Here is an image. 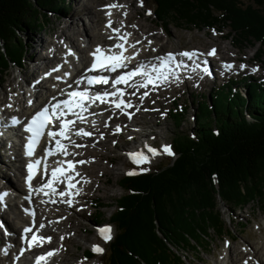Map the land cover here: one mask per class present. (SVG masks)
Segmentation results:
<instances>
[{"label": "trees", "instance_id": "obj_1", "mask_svg": "<svg viewBox=\"0 0 264 264\" xmlns=\"http://www.w3.org/2000/svg\"><path fill=\"white\" fill-rule=\"evenodd\" d=\"M65 1L0 0V73L22 65L23 37L44 29L46 12L62 15ZM149 1L165 27L177 21L198 30L219 27L229 29L226 39L235 45L259 44L256 60L264 66V0ZM244 81L245 95L232 81L197 104L194 130L174 136L167 164L119 180L125 194L109 219L116 234L103 264H188L187 251L206 252L210 233H225L217 198L230 212L254 203L264 209V82ZM186 111L170 110L176 129ZM95 219L101 223L104 214Z\"/></svg>", "mask_w": 264, "mask_h": 264}, {"label": "rangeland", "instance_id": "obj_2", "mask_svg": "<svg viewBox=\"0 0 264 264\" xmlns=\"http://www.w3.org/2000/svg\"><path fill=\"white\" fill-rule=\"evenodd\" d=\"M90 2V0H66L64 3V6L66 9L64 10L62 15H57L56 13H48L46 12L47 18L46 22L44 23V29L42 31H35V30H28L27 35L24 36V41L27 50L24 54V62L19 67L21 68V75L22 73H26L30 75L29 78L32 80V77L34 78L37 74L35 73V69L32 67L33 64H31L30 59L33 57V63H36V58H41V55H46L44 53L46 50L41 51L40 49H37V46L35 42L37 39H42V46L44 48L50 47L54 48L56 51L61 50V46L58 42L54 41V37H58L61 35L67 42L65 36L63 34H71L72 38L76 41V43L79 46V41L85 38L87 41H85L88 44L89 37H87L84 33V29H90V17L91 15H88L86 13L77 15V12L79 8H82V2ZM95 3L93 6H96L97 11L101 12L102 15L100 18L99 26L97 27V33L96 34H103L104 31H101L103 27H106L107 25V18L108 15L104 13L103 9L105 4L107 3H114L119 4L124 7L125 1L123 3L122 0H94ZM240 2L244 4H251L253 0H239ZM79 5V6H78ZM81 6V7H80ZM123 7L119 8L120 10L123 9ZM136 7V8H135ZM137 10L140 12L141 17L135 18L129 22H123L125 18L124 14H114V16L111 17V21H114V23L117 24L113 28H119L124 29V31H131V34L135 33L133 35V39L135 40L134 43L139 41L141 43L142 41L139 40V38L145 37L144 32H147L148 37L146 36L143 38L144 43L139 46L140 48H135V50L140 54L142 51L143 56H147L146 59H154V53L156 50L158 51H167L170 50L172 53L178 52L181 49H189V50H200L203 48H209L215 46V48L219 47V53L221 54L220 48L222 47H229L230 52L224 56V60L232 62H238L242 61L243 65L247 64V60L250 58V63L244 68L236 67L237 69L234 71L240 72L237 77L239 79L238 81V90L242 95H245V90L242 88V86L245 84V80H249L251 77L255 81L264 82V66L262 59L256 60V56L258 54V47L259 44L255 45H249L248 43H243L239 45H235L234 41L231 38L225 39L226 33L229 31L219 30V27H213V28H203L202 30H198L193 27H187L184 22H179L178 24L175 23L173 25L167 24L165 27L163 24H158L156 22V18L154 15L155 7L153 3L149 0H143V6H141V0H135V6L134 9H131L129 12H134ZM151 12V15H148L146 13ZM75 14V16H74ZM79 14V12H78ZM77 15V16H76ZM123 20V21H122ZM44 22V20H43ZM123 22V23H122ZM65 23V25H64ZM120 23V26H118ZM127 23L129 25H127ZM143 26V32L137 30V25ZM84 25V26H83ZM123 25V26H122ZM127 25V27H126ZM95 26V24H94ZM135 26V27H133ZM103 30V29H102ZM135 30V31H134ZM137 30V31H136ZM154 30L157 31L159 37H161L160 41L156 42L155 40H152L150 37V31ZM215 31V34L213 32ZM81 35H80V34ZM109 34V32L105 33ZM116 34L113 31L110 33ZM105 38L109 39V36L105 35ZM149 38V39H148ZM51 41V43H49ZM57 41V40H56ZM96 39L94 41V45L96 44ZM233 43V44H231ZM41 47V46H39ZM162 47V48H161ZM140 49V50H138ZM81 50V49H80ZM84 52V51H82ZM234 57V58H233ZM145 57H143L144 59ZM222 58V57H220ZM45 61V57L42 58ZM217 60V59H216ZM263 66V67H262ZM35 68L38 70V66L35 65ZM257 69L256 71H253V69ZM179 73V71H178ZM237 74V73H236ZM180 75V73H179ZM234 75V74H233ZM185 76V75H184ZM179 77L174 76V82L178 84V88H176L177 92H170L162 89L157 90L160 92L161 96L158 97L156 95L150 96L149 98L144 99L146 97L147 93L142 94V98L140 96H137V94H133L131 96H135V100L137 103H139L140 107L135 110L136 116L135 121L140 123L141 120H144L147 122V126L145 128L141 127L139 124H135L134 120L127 121L129 116L125 118L121 115L122 112H118L114 114L115 121L118 120L117 118L124 117V121L126 119V123H120L119 131H117V128L113 125L107 123V121L102 118L99 123H93L92 127L98 129L100 126L102 130H105L103 128H110V135H116L115 138H110V136H107L106 134H103L102 132L96 133V137H93L91 139H84L85 142H82L80 145H71L68 144L67 146L69 148H72L74 150H77V155L80 153H83L84 150H96L97 152H100L102 154H107V159L102 160L100 164L104 166L109 167V173L106 175L102 181L98 184L99 187L102 189L101 192H93L91 193L89 186H92L94 184V180L87 177L86 169L79 170L80 174V182H79V194L77 196L76 200H72V205L69 206L66 203V206L68 205V209L66 208H51L49 209V205H46L45 203L48 202V200H41L40 206L44 207L45 205L47 208H43L41 210V220H46L51 224V233H54L57 235L56 241H57V261L55 264H78L81 263V260L83 258V253L89 249L93 251L94 244L100 246L104 249L103 253H100L99 255H94V259H92L88 264H103L104 257L106 255V252L108 250V245L110 242H105L102 238H96L95 234L91 235V232H89V229H93L92 225L100 226L102 224H109L110 218L112 214L115 212L116 209V200L119 199L122 195L125 194L124 189L121 188V185L118 183L119 180H122V169L123 167L126 168V172L128 173L130 170H135L138 173L141 171V169H154L158 167L159 165L167 164L171 158L172 155H167L162 152V146L168 145L171 147V141L174 138V136L178 133L183 135H190V132H193L195 127V120L194 115L197 113V104L199 102L204 101L205 97H207L212 89L218 88L220 85H222V82L224 80L226 81V77L218 80V81H208V83L204 82L202 79L197 82V84H192L189 78L185 79V77ZM236 77H232V80L237 79ZM167 80H170L167 79ZM184 82L183 84V81ZM27 82V81H26ZM19 82L18 76H17V69L11 65L5 72L0 73V104L2 103V100H10L11 98H16L18 100L23 97V92L17 95H9L7 92V87H11V89H16ZM14 85V86H13ZM21 91V90H20ZM30 91H33V89L26 90V93H30ZM25 93V92H24ZM6 97V98H5ZM172 102L175 103V105L179 106V109L187 108L184 122L180 125L178 129L174 127L172 120L169 118L168 113L170 110L173 109V106H171ZM142 105V106H141ZM142 107V108H141ZM171 107V108H170ZM108 118L111 116L108 115ZM133 122V123H132ZM134 126V127H133ZM127 127H133L132 131H137L138 134L131 135V132H128L125 130ZM123 130V131H122ZM120 134V135H119ZM146 134H149V137H144ZM138 139V143L135 146L136 142L134 141ZM96 142L103 141L107 143L108 148L110 149V152L103 151L102 148L98 147L96 144H93V141ZM92 141V142H91ZM95 143V142H94ZM150 144V145H149ZM149 147L152 146L153 148L157 149V151L160 152L159 155H145L148 158L149 162L143 163L138 165L137 167H133V169H128L126 166H124V158L122 157V151L126 149H130L132 146H135L134 148H141L143 146ZM78 146V147H77ZM80 146V147H79ZM82 147V148H81ZM81 148V149H79ZM86 148V149H85ZM134 148L132 150H134ZM84 149V150H83ZM149 149V148H148ZM79 151H81L79 153ZM136 151V150H135ZM9 156V155H8ZM165 156H167L166 159H162ZM113 157H116L112 159ZM127 158V156H126ZM86 161L83 164L77 163V165L82 166L86 164L87 162H97L96 160L82 159ZM127 160H129L127 158ZM79 161V160H78ZM81 161V160H80ZM174 161V160H173ZM6 163V162H5ZM8 165V163H7ZM15 165V164H14ZM152 165V166H151ZM13 165L12 167H4L2 164H0V186L2 189L4 186H2V183L4 185L6 184H14L18 185V180L13 177ZM145 171V172H148ZM11 171H13L11 173ZM85 171V172H84ZM142 172V171H141ZM150 173V172H149ZM3 180V182H2ZM10 181V183H9ZM87 181V182H85ZM13 186V185H11ZM86 187V188H85ZM1 189V190H2ZM0 190V191H1ZM2 192V191H1ZM93 194L96 197L95 203H98V205H93L92 201L89 199H84L86 195ZM50 199V198H49ZM217 209L220 212L221 220L225 227V233L222 237H218L216 234L211 232V236L209 239V244L207 246L206 252L199 251L200 254H195L193 252L187 251V262L188 264H231L229 262V259L226 260V254L225 251L230 250L232 248L234 250V254H238L239 252L243 251L244 253L248 252V245H255L256 247L260 248L264 247V209H260V204L254 203L249 204L245 206L242 209H235L233 211H229L227 207L224 206L222 201H220L219 198H217ZM53 201H55V198H52ZM57 201L51 202L50 206L53 204H56ZM256 202V201H255ZM82 204V206H80ZM84 205V206H83ZM105 206V207H104ZM71 207V208H70ZM55 208V209H54ZM61 209V210H60ZM73 209V210H72ZM85 209V210H84ZM60 210V211H59ZM84 212V217H81V212ZM53 211V212H52ZM62 211V212H61ZM96 212H101L104 214V220L98 223L97 220H94L93 214ZM65 213V214H64ZM59 217L57 218V216ZM60 215H65L64 217H60ZM86 215V216H85ZM10 218L11 215L9 213L6 214V220L7 218ZM68 216V217H67ZM56 217V218H54ZM75 218V222L82 223V227H71V225H67L66 219L67 218ZM61 219V220H58ZM9 225L12 227V229H15V224L13 222H10ZM243 225V226H242ZM108 226L111 227L112 232L111 236L112 239L116 234L115 226L109 224ZM44 229V227H43ZM60 238H62L60 240ZM68 239L69 242H65L64 240ZM112 239L110 240L112 242ZM65 245V246H64ZM67 249L66 253L64 250ZM261 252V251H260ZM264 253V252H263ZM262 253V254H263ZM67 254V260L66 263L62 261L63 256ZM252 257L254 258L253 254L247 255L245 259L237 258L236 262L237 264H243L245 260H248ZM244 260V261H243Z\"/></svg>", "mask_w": 264, "mask_h": 264}, {"label": "bare ground", "instance_id": "obj_3", "mask_svg": "<svg viewBox=\"0 0 264 264\" xmlns=\"http://www.w3.org/2000/svg\"><path fill=\"white\" fill-rule=\"evenodd\" d=\"M123 1V3H124V1H125V4H124V7H123V9L122 10H120L119 8H112V9H109V8H107L106 6H108V5H111V4H114V3H107V4H105L106 6H104V9H103V11H104V13H105V15L109 12V11H111V16L109 17V18H107V24H108V22H109V19H111V17L112 16H114V14H117V13H120V14H124V17L123 18H125L124 19V21L123 22H125V24H126V22H129V21H131V20H133V19H135V18H140L141 17V14H140V12H138L137 10H135L133 13L132 12H129L131 9H134V6H135V0H122ZM95 3V1L94 0H90V2H82V8L80 9L79 8V10H78V12H79V14H78V12H77V15H80V14H83V13H86V14H88V15H91V17H90V29H89V31H88V29H84V33H85V35L87 36V37H89V41H88V44H87V51L86 52H82V50H80V47H78V44L76 43V41L72 38V36H70L71 34H63L64 36H65V38H66V40H67V43H69L70 45H72L73 47H74V49L76 48L77 50H78V55L80 56V61H81V63L82 64H85V63H87V61H88V57L89 56H92V55H90V52L92 51V49H96V45H94V41H95V39H96V44H104V45H106L107 43L106 42H109L110 40H112V39H107V38H105V35L107 36H110L111 34V32H112V29L111 28H108V27H103L102 29H101V31H104L105 33H107V32H109V34H105L104 35V32H103V34H101V33H99V34H96L97 33V27L99 26V22H100V18H101V16L100 15H102V13L101 12H99V11H97V10H95L96 9V6H93V4ZM79 6V5H78ZM81 7V6H80ZM136 8V7H135ZM125 13H126V15H125ZM76 15V16H77ZM118 15V14H117ZM74 16H75V14H74ZM113 23H112V27H114L115 25L117 26V24L116 23H114V21H112ZM122 22V23H123ZM94 24H95V26H94ZM127 25H129L128 23H127ZM127 25H126V27H127ZM84 26V25H83ZM118 26H120V23H119V25ZM123 26V25H122ZM143 26L142 25H137V30L138 31H142L143 32ZM121 30V33H131V31H129V30H127V31H124V29H120ZM136 30V31H137ZM135 31V30H134ZM150 31V30H149ZM158 32L157 31H154V30H152V31H150V37L149 38H151L152 40H155L156 42L158 41H160V39H161V37H159V35L157 34ZM80 34V33H79ZM135 33H133V34H131V36L128 38V42H129V44H135V47L134 48H140L139 46H141V44H143L144 43V41H143V38H145L146 36L148 37V35L149 34H147V32H144V35H145V37H143V38H139V40H141L142 42L141 43H134V37H133V35H134ZM81 35V34H80ZM112 36L113 37H115L116 36V34H112ZM86 38V37H85ZM148 38V39H149ZM225 38V37H224ZM113 40H115V39H113ZM80 42V41H79ZM117 41L115 40L114 41V44L116 43ZM42 39H37V41L35 42V44L36 45H38L37 46V49H40L41 51H44V50H46L47 48H44V46H42ZM231 44H233V43H231ZM39 46H41V47H39ZM126 47L128 48V50H127V52L125 53V55L127 56V54L130 52V49H132L133 47H128L127 45H126ZM213 47H215V46H213ZM162 48V47H161ZM104 49H107V48H104ZM204 49H207V48H203V49H200V50H195V51H201V50H204ZM118 50V49H117ZM138 50H140V49H138ZM216 50L217 51H219V47L218 48H216ZM220 50H221V54L222 55H220V53H219V57H222V58H220V59H222V61H224V56L226 55V54H228L229 52H230V49H229V47H221L220 48ZM58 51V50H57ZM119 51V50H118ZM134 51H136V50H134ZM156 51H158V50H156ZM169 52H171V51H169ZM176 52V51H175ZM139 54V53H138ZM143 53H142V51H141V53L138 55L140 58H141V62L143 63V64H153V65H155V64H157V62H156V60L155 59H146V57L147 56H143L142 55ZM46 55H41V58H36L35 60H36V62H37V60L38 59H42V58H44ZM143 57H145L144 59H143ZM166 57V56H165ZM46 59H45V61H44V65H50V64H52V62H53V57L52 58H50V57H45ZM188 58V57H187ZM234 58V57H233ZM33 57H31V59H30V62H31V64H33L32 65V67L35 69V73L36 72H38L37 71V69L35 68V63H33L32 61H33ZM44 60V59H43ZM206 61V63H205V67L204 68H202L201 69V65H199V64H197V66L200 68H198V70H197V66H196V68H190V70L188 71V73L187 72H185V79H187V78H189V77H191V79L189 78L188 80H190V82L192 83V84H197V82L199 81V80H203L204 82H206V79L204 78V76H203V74L201 73V71L200 70H202V71H204V74L206 75V77L207 78H209V79H211L214 75H216V73H217V71H218V69H220V68H222V64L220 63H218V61L216 60V58L214 57V56H208V58L205 60ZM233 60H230V61H227L228 63H230L231 65H232V62ZM248 63H250V58L247 60V64H245L246 66L248 65ZM38 66V65H37ZM40 68L41 67H39L38 66V70L40 71ZM136 67H134V68H132V69H135ZM237 68L236 67H234V70H236ZM245 69V68H244ZM157 72V71H156ZM174 75H176V76H178L176 73H173L171 76H172V78H170V80H162L161 81V83H159V84H157L154 88L155 89H159V90H162V89H165V90H167V91H171V90H173V91H171V92H177V90H176V88H178L179 86H178V84L177 83H175L174 82ZM22 76H23V81L24 82H28V80H30L29 78L31 77L30 75H28V74H26V73H22ZM155 76H156V74H155ZM186 76H189V77H186ZM180 77V76H179ZM181 77H183V76H181ZM32 79H33V77H32ZM214 79V78H213ZM184 82H186V80L185 81H183V84H184ZM40 84H42V82H40ZM186 84H187V82H186ZM188 85V84H187ZM13 89V88H12ZM45 89H47L45 86H38L37 87V90H36V92L33 90V91H30V93H27V95H28V97H32V96H34L35 95V99H37V97L38 96H41V93H42V91L43 90H45ZM169 89H171V90H169ZM133 94H135L134 92H132V94L131 95H133ZM25 95H26V92L24 93L23 92V97H21V99L20 100H18V99H16V98H11L10 100L11 101H14L15 103H18L19 104V109H20V112H21V116L20 117H22L24 114H23V109H25V107L24 106H20V102L23 100V98L25 97ZM129 96V98H128V100H134L135 101V103H136V105H138V107H140V105H139V103H137V101L135 100V96L133 97V96ZM6 98V97H5ZM145 99H147L146 97H144V99L143 100H145ZM8 100H2L1 102L2 103H4V102H7ZM128 104H131L130 102L128 103ZM142 106V105H141ZM138 107H136V106H134V105H131V107L129 108V110H122V112H127V114H128V116H129V118L127 119V121H130L132 118V120H134L135 121V116H136V112H135V110L136 109H138ZM118 112H121V110L120 111H118V110H115V112L114 113H112L111 111H107L106 113H105V115L104 116H100V115H95L94 116V121L92 122H85V123H83V124H77V126L72 130L73 131V136H72V139H71V141L70 142H68L67 143V145L68 144H73V145H76V144H81L82 142H85L84 141V139H91V138H93V137H96L95 135H96V133L98 134V133H100V132H102L103 134H106L107 136H110V138H115L116 137V135H110V128L108 127V128H103V129H105V130H102V128H101V126L98 128V129H96V128H94V127H92V124L93 123H99V121H101V119L102 118H104L106 121H107V123H109V125L108 126H110V124H113L114 123V121H115V119H114V114H116V113H118ZM19 113H15V115H18ZM108 115H110L111 117L110 118H108L107 116ZM93 118V117H92ZM124 117H121L120 118V121L119 122H121V123H126V119H125V121H124V119H123ZM86 119H88V116H87V118ZM92 123V124H91ZM133 123V122H132ZM135 124H139L141 127H143V128H145V126H147V122H145L144 120H141V122L140 123H138V122H134ZM134 127V126H133ZM133 127H127L125 130H127L128 132H131V135H136V134H138L137 133V131H132L133 130ZM80 129H83L84 131H86V132H89V133H91V135L89 136V137H82V135H77L76 133L80 130ZM123 131V130H122ZM120 135V134H119ZM144 137H149V134H146V136H143V138ZM94 139V138H93ZM93 141V144H96L98 147H100V148H102L103 149V151H106V152H110V149L108 148V146H107V143L106 142H101V141H99V142H96L95 140H92ZM91 141V142H92ZM95 142V143H94ZM143 146V145H142ZM78 147V146H77ZM80 147V146H79ZM143 147H145V146H143ZM82 148V147H81ZM81 148H79V149H81ZM138 148V147H137ZM137 148H134V150H132L130 153H136V152H141L140 151V148L139 149H137ZM86 149V148H85ZM8 150H12V154H14L15 152H16V149H15V146L13 145V148H10V149H6V143H5V141H0V164H2L4 167H8V165H7V163H10V158L8 157V156H6V152L8 151ZM84 150V149H83ZM136 150V151H135ZM81 151H82V149H81ZM81 151H79V153L81 152ZM77 150H74V149H72V148H69V151L67 152L68 153V155H66L68 158H70V159H72V161L74 162L73 164H74V166H75V172H69L68 173V175H73L74 177H75V180L73 181V182H75V183H78V187H79V182H80V174L79 175H75V173H78L79 172V170H84V169H86L87 171H86V173H87V177H89V178H91L92 180H94V184L92 185V186H89V189H90V191H91V193H93L94 191L95 192H101L102 191V189L99 187V183L102 181V179L106 176V175H108V173H109V167L108 166H104V165H102V164H100V162L102 161V160H105V159H107V154H102V153H100V152H97L96 150H84V152L83 153H80V154H78L77 155ZM17 155H19V154H17ZM17 155L14 157V161H13V164H15L16 165V163H18L19 162V158L17 157ZM84 158H87V159H92V160H96L97 162H87L86 164H84V165H82V166H79V165H77V163H78V160L80 161V160H82V159H84ZM114 158H116V157H113L112 159H114ZM127 158L129 159V160H131L130 158H129V156H127ZM6 162V163H5ZM18 169H19V173L22 171V166H21V164H19L18 165ZM13 171H11V173H12ZM85 172V171H84ZM9 183H10V181H9ZM33 183H34V185H35V187L36 188H40L42 185H43V183H40L39 184V180H35V181H33ZM11 185H13L12 187H14V188H16V189H18V190H20L22 187H21V184L19 183V181H18V185H14V184H12L11 183ZM86 188V187H85ZM2 189V187L0 186V190ZM1 193V192H0ZM45 195V194H44ZM77 196L78 195H73V197H72V200H76L77 199ZM89 196H90V199H89ZM79 197V196H78ZM66 199H68V197H60V196H58V199H56L55 198V201H57L56 202V204H53V205H51L50 206V201L51 202H53V200H52V198H50L49 199V197H46V196H41V200H48V202L47 203H45L46 205H49V209H50V207L51 208H53V207H55V208H66V209H68V205L66 206V203L65 202H63L64 200H66ZM84 199L86 200V199H89L90 201H92V203H93V205H98V203H95V202H97L96 201V197L93 195V194H89V195H86V197H84ZM40 199H39V197H37L36 198V202H37V206H38V210H37V214H38V221H40V223H42L43 225H44V229H43V231H45L46 233H48L49 235H51L55 240H56V237H57V235H55L54 233H51V224L48 222V221H46V220H41L42 218H41V215H42V213H41V210L43 209V208H47V206L45 205L44 207H41L40 206V201H41ZM78 200V199H77ZM80 206H82V204L80 205ZM84 206V205H83ZM54 208V209H55ZM71 208V207H70ZM61 210V209H60ZM59 210V211H60ZM69 210V209H68ZM73 210V209H72ZM85 210V209H84ZM53 212V211H52ZM62 212V211H61ZM10 215H11V217L13 216L16 220H18V221H21V218H20V216H19V213L15 210V208H11L10 210H9V212H8ZM65 214V213H64ZM65 215H60V217H64ZM86 216V215H85ZM59 217V215L57 216V218ZM68 217V216H67ZM81 217H84V212H83V210H82V212H81ZM7 218H8V216H7ZM54 218H56V217H54ZM58 220H61V219H58ZM7 221H8V223H10L11 221L9 220V219H7ZM76 220H75V218H67L66 219V224L67 225H71V227H79V228H81L82 227V223H78V222H75ZM22 223H24L23 221H22ZM10 226V225H9ZM10 228L12 229V227L10 226ZM12 232L13 233H15V229H12ZM264 239V238H263ZM65 242H69L68 241V239H65L64 240ZM13 242V245L16 243V239L14 240V241H12ZM12 242H9V245H11L12 244ZM65 246V245H64ZM264 246V245H263ZM247 247H248V252L247 253H244L243 251H241V252H239L238 254H234V250L232 249V248H230V250H229V262L231 263V264H237V262H236V260H237V258H242V259H245V257L247 256V255H251V254H253V256H254V258L252 259V261H253V263H248V264H264V247H261L260 246V248H258V247H256L255 245H248L247 244ZM6 251H7V248H6ZM66 251H67V249H65L64 250V252L66 253ZM261 251V252H260ZM263 253V254H262ZM40 255H42L41 253H38V254H36L34 257L36 258L37 256H40ZM67 254H65L64 256H63V258H62V261L64 262V263H66V260H67ZM57 258H58V256L56 255V257H55V259H54V264L56 263V261H57ZM244 261V260H243ZM247 262H250L249 261V259L248 260H246Z\"/></svg>", "mask_w": 264, "mask_h": 264}, {"label": "snow or ice", "instance_id": "obj_4", "mask_svg": "<svg viewBox=\"0 0 264 264\" xmlns=\"http://www.w3.org/2000/svg\"><path fill=\"white\" fill-rule=\"evenodd\" d=\"M141 6H143V0H141ZM109 9L112 8H121L122 5L119 4H111L106 6ZM148 15H151V12L149 11L146 13ZM107 15L111 16V11L107 13ZM126 15V13H125ZM112 21L109 19L108 24L106 27L111 28L114 33H116V36H109V39H115L117 42L110 46L107 49H104L100 46H97L96 49L90 53L93 57V63L91 65V68L89 71H109V72H115L117 69L125 68L127 67V64L130 60L134 59L136 55H138V52L134 53L132 56H126L125 53L127 52L128 47H135V44H129L128 38L131 36V33H121V30L119 28H113L112 27ZM135 27V26H133ZM214 34L215 31L213 30ZM136 43H139L137 41ZM118 49L119 51H114ZM216 49H211L207 55L213 56L216 53ZM178 55L188 57L189 59H193L197 57L198 55H203L200 53H197L196 51L188 52H180ZM175 57L172 53H168L166 57H161V67H165L166 63L165 61H172ZM206 63V61H205ZM144 65L141 64L137 69L134 71H130L125 75L119 76L117 79L113 81L114 84H120V83H128L129 80H131L136 75H144L147 78V84H153L155 83V80L151 75H149L147 72L142 71ZM224 67L228 70H230L233 65L231 64H225ZM241 68L246 67L245 65H240ZM154 71L156 69H153ZM257 69H253V71H256ZM161 77H157L156 79H160ZM163 79H167V77H163ZM109 81L106 77L103 76H97L93 77L92 79H89L87 81L88 84H107ZM147 84H140L139 87H146ZM122 94V93H121ZM109 95H117V93H104V94H97L94 96H90L87 91H73L68 93L69 99L64 100L62 102H58L56 104H51L50 108L45 107L41 111L37 112L33 117L31 122L26 127L25 131L30 133V136L28 138V143L26 144V155L33 156L36 146L38 145L40 138L44 135V130L46 126H48L50 123H52V118L55 117L56 119L61 120L60 123V129L59 131H48L47 136L50 139H54L55 137H62L67 138V132L70 129V126H72L75 122L72 120H64L62 119L68 114H74L77 115L78 119H83L78 112L75 111V109H80L81 111H86L85 102H91L94 103L95 101L99 100L102 103L107 102L106 97ZM55 99V98H53ZM116 108H120L122 105L125 107H131L130 104H125L123 100H120L119 102H114ZM8 107H11V105H8ZM117 131H119V128H117ZM77 135H83V136H90L91 133L85 132L83 129H80L77 133ZM149 151L153 155H159L160 152L157 151V149L150 148ZM162 152L167 155H174V153L171 150V147L168 145L162 146ZM57 153L68 155L66 146L61 143L60 139L55 140V148L54 149H45V156L50 155H56ZM129 158L132 160V162L136 165H140L148 161V158L142 153V152H136V153H130ZM86 161L81 160L78 161V163L83 164ZM42 160L37 159L34 162H30L27 165L28 169V176L26 178V183L29 186L30 189V195L32 189V180L34 179V171L41 165ZM60 164H63L65 162L61 161ZM67 170H65L63 167H56L52 169L51 172V179L47 181V183L43 184L40 188H36L35 191L37 192H44L45 195L49 194H58L60 197H68V199L64 200L63 202L67 203L69 206L72 205V197L73 195L79 194V189H76V183L73 182L75 180V177L73 175H68L67 171L75 172V166L72 161H67ZM45 168H46V162H45ZM148 169H141V171H147ZM129 176L137 175L139 174L135 170H130L128 173H126ZM75 175H79V173H75ZM62 177V179H61ZM66 183L65 191H60L57 193V189L54 187V183ZM87 182V181H85ZM47 189L48 191H45ZM75 190V192L73 191ZM7 193L0 194V202H3L4 196H6ZM30 199V196L27 197ZM55 202V201H53ZM26 214L33 216L34 213L26 210ZM39 227H44L43 224L39 225ZM112 229L110 226H104L98 229L99 235L102 237V239L105 242H108L112 239L111 236ZM32 233L31 237L29 238L28 234ZM21 240L27 244V248L31 249L37 245H42L43 243L50 242V237H43L40 235H37L32 227H25L23 230V234L21 236ZM93 251L95 253H103L104 249L101 248L98 245L93 246ZM24 249H21V254H23ZM5 254H7V251L5 250ZM54 255L53 252H48L47 256H39L36 258V264H43V262L47 259V257H50Z\"/></svg>", "mask_w": 264, "mask_h": 264}]
</instances>
